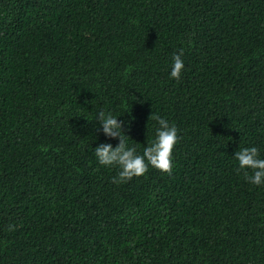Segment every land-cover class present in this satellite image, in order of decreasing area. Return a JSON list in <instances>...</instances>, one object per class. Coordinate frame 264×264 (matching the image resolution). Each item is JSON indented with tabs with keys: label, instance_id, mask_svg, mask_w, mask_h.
Returning <instances> with one entry per match:
<instances>
[{
	"label": "trees",
	"instance_id": "obj_1",
	"mask_svg": "<svg viewBox=\"0 0 264 264\" xmlns=\"http://www.w3.org/2000/svg\"><path fill=\"white\" fill-rule=\"evenodd\" d=\"M100 111L138 154L174 124L172 174L113 183ZM251 147L264 0H0V264H264Z\"/></svg>",
	"mask_w": 264,
	"mask_h": 264
},
{
	"label": "clouds",
	"instance_id": "obj_2",
	"mask_svg": "<svg viewBox=\"0 0 264 264\" xmlns=\"http://www.w3.org/2000/svg\"><path fill=\"white\" fill-rule=\"evenodd\" d=\"M181 55H174L171 78L179 80L185 65ZM158 123L156 138L148 143L142 154L137 153L135 147H129L126 142L123 127L124 122L110 112L100 111L96 120L102 126L103 133L111 139H119V144L115 148L111 144L102 143L95 148V155L98 163L105 167H117L118 176L113 178V183H126L133 178L145 175L152 168L171 175L173 170L172 153L175 145L179 142L178 129L174 124L161 118L159 115H151ZM129 138V137H128ZM238 161V171H242L245 179L255 185L264 184V159L259 157L256 147L238 150L235 155ZM251 170V173L249 172Z\"/></svg>",
	"mask_w": 264,
	"mask_h": 264
}]
</instances>
